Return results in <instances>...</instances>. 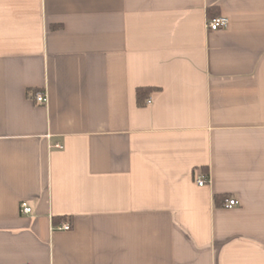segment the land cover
Returning a JSON list of instances; mask_svg holds the SVG:
<instances>
[{"label": "crops", "instance_id": "crops-1", "mask_svg": "<svg viewBox=\"0 0 264 264\" xmlns=\"http://www.w3.org/2000/svg\"><path fill=\"white\" fill-rule=\"evenodd\" d=\"M0 264H264V0H0Z\"/></svg>", "mask_w": 264, "mask_h": 264}, {"label": "built area", "instance_id": "built-area-1", "mask_svg": "<svg viewBox=\"0 0 264 264\" xmlns=\"http://www.w3.org/2000/svg\"><path fill=\"white\" fill-rule=\"evenodd\" d=\"M229 25V20L226 17H215L213 19H207L205 23V28L209 31H218L221 29L227 28ZM33 100L35 103L39 105H46L47 103V95L45 93H34ZM146 104H150V101H147ZM54 148L60 149L61 145L56 144ZM194 182L197 186L202 187L208 183V177L205 174L197 173L194 175ZM238 202L234 199H228L223 206L225 209H232L233 207L237 206ZM20 212L21 214H31V208H29L25 203L20 205ZM58 231H70L71 225L68 221H63L60 225L54 228Z\"/></svg>", "mask_w": 264, "mask_h": 264}, {"label": "trees", "instance_id": "trees-1", "mask_svg": "<svg viewBox=\"0 0 264 264\" xmlns=\"http://www.w3.org/2000/svg\"><path fill=\"white\" fill-rule=\"evenodd\" d=\"M211 10L212 9H208L207 10L208 17H209L210 20L213 19V18H215V17H213V16L210 15V11ZM150 92H151V89H149V88H138V89H136L135 97H136V104H137L138 107H143L145 105V101H146V99H147V97H148V95H149ZM203 173L205 175L207 174L206 172H203ZM228 199L229 198L226 197V196H222V197L215 196L214 197V201H215L216 204H218L220 201L225 202ZM63 219L64 218H61L59 220H63Z\"/></svg>", "mask_w": 264, "mask_h": 264}]
</instances>
